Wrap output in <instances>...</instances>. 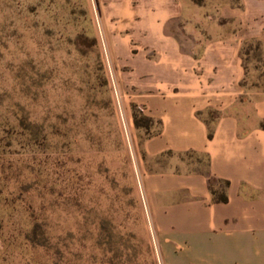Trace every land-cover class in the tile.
I'll return each instance as SVG.
<instances>
[{
	"label": "crops",
	"instance_id": "crops-1",
	"mask_svg": "<svg viewBox=\"0 0 264 264\" xmlns=\"http://www.w3.org/2000/svg\"><path fill=\"white\" fill-rule=\"evenodd\" d=\"M75 3L115 111L151 133L136 164L156 259L264 264V91L247 85L264 68V0ZM135 111L155 128H137ZM210 178L229 182L226 203Z\"/></svg>",
	"mask_w": 264,
	"mask_h": 264
},
{
	"label": "rangeland",
	"instance_id": "rangeland-1",
	"mask_svg": "<svg viewBox=\"0 0 264 264\" xmlns=\"http://www.w3.org/2000/svg\"><path fill=\"white\" fill-rule=\"evenodd\" d=\"M247 85L264 91V68ZM149 135L115 111L75 0H0V264H162L137 176Z\"/></svg>",
	"mask_w": 264,
	"mask_h": 264
},
{
	"label": "trees",
	"instance_id": "trees-1",
	"mask_svg": "<svg viewBox=\"0 0 264 264\" xmlns=\"http://www.w3.org/2000/svg\"><path fill=\"white\" fill-rule=\"evenodd\" d=\"M193 1L200 4V3H202L203 0H193ZM143 121L148 122V123H154L153 120H151L150 118L143 116L142 114H139L138 112L135 111V113H134L135 126L137 128L143 127V128L147 129L148 127L144 126L142 124ZM213 135H214V129L212 126H209V137L212 138ZM219 183H223L224 187L218 188L217 185ZM209 185H210L211 194L213 195L215 202L226 203L228 201V197H227L226 192H227V189L229 187V182L210 178L209 179Z\"/></svg>",
	"mask_w": 264,
	"mask_h": 264
}]
</instances>
